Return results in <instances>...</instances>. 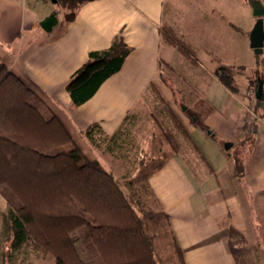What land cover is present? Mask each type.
<instances>
[{
	"label": "crops",
	"instance_id": "0c3cea01",
	"mask_svg": "<svg viewBox=\"0 0 264 264\" xmlns=\"http://www.w3.org/2000/svg\"><path fill=\"white\" fill-rule=\"evenodd\" d=\"M50 12L44 0H0L2 63L50 108L83 155L100 164L101 151L79 132L95 123L103 135L127 131L139 101L156 99L154 86L190 140L177 138L180 151L147 179L169 216L184 264H235L227 245L230 228L245 237L250 264H264V117L245 135L240 94L246 85L235 82L231 93L216 77L219 65L238 67L252 50L256 19L247 0H90L72 21L55 18L46 32L41 24ZM166 31L193 55L175 49ZM119 35L131 48L121 69L73 107L65 90L70 76L90 51L107 48ZM177 96L190 101L187 108L202 110L203 123L173 110L170 102ZM242 141L243 173L236 176L225 152ZM5 210L0 196V229ZM30 264L52 263L41 257Z\"/></svg>",
	"mask_w": 264,
	"mask_h": 264
},
{
	"label": "trees",
	"instance_id": "16d2710c",
	"mask_svg": "<svg viewBox=\"0 0 264 264\" xmlns=\"http://www.w3.org/2000/svg\"><path fill=\"white\" fill-rule=\"evenodd\" d=\"M87 1L58 0L67 11L64 21H72ZM165 33L175 49L193 55L174 34ZM130 52L121 35L107 48L90 51L66 83L71 105L79 107L91 99L121 69ZM255 58L256 71L247 89L255 95L258 81L263 82L260 99L254 96L253 100L254 112L261 118L264 56ZM238 69L222 64L217 68V80L231 93L236 92ZM151 91L173 130L190 143L164 98L154 86ZM161 125L157 122L167 148L153 147L158 150L156 160H140L135 177L121 181L83 155L50 108L0 59V196L6 203L0 242L7 244L0 264H26L30 255L34 260L49 257L52 264H184L169 216L159 208L147 184L148 177L181 149L177 137L162 131ZM79 133L91 146L99 150L105 146L109 154L124 143L121 130L103 135L96 123ZM245 153L244 141L237 150L225 152L236 176L243 173ZM227 245L235 264H250L246 240L239 231L229 229Z\"/></svg>",
	"mask_w": 264,
	"mask_h": 264
},
{
	"label": "rangeland",
	"instance_id": "374dc122",
	"mask_svg": "<svg viewBox=\"0 0 264 264\" xmlns=\"http://www.w3.org/2000/svg\"><path fill=\"white\" fill-rule=\"evenodd\" d=\"M44 2L51 8L50 13L54 15L55 18H58L60 21L64 20L63 15L67 11L58 4V0H55V2L44 0ZM262 55L264 56V46ZM238 62L242 65L238 66L241 69L235 70V82L246 85L245 89H247L248 83L253 79L256 71V58L252 50L249 49L248 58L247 55L246 57L242 55ZM234 63H236L235 60ZM175 98L173 102H170L171 105L175 107L173 110L183 114L184 117L189 120H195L199 117V123H203L205 116L200 108H195L193 106L187 108L186 103H189V100L182 99L179 96ZM131 114H133V120H131V122L128 121L124 127V130L126 129L127 131H124V135L122 133L121 136L122 141H124V143L120 144L122 148L115 149L112 154H109L105 151V146H102L100 149L101 152H99L101 164L121 181H127L135 177L140 168V160L149 163L153 160L155 161L158 156V150L167 148L162 134L159 132L160 127L157 126V122L162 124V131H168L181 139L179 133L173 130L169 116L166 115L165 110L154 97L142 98ZM155 146L158 147V150L155 149V151H153V147ZM6 248L7 244L0 242V262L2 260V252ZM32 256L33 255L27 257L28 260L26 264H30L31 261H34Z\"/></svg>",
	"mask_w": 264,
	"mask_h": 264
},
{
	"label": "water",
	"instance_id": "95a60500",
	"mask_svg": "<svg viewBox=\"0 0 264 264\" xmlns=\"http://www.w3.org/2000/svg\"><path fill=\"white\" fill-rule=\"evenodd\" d=\"M55 2V0H51ZM248 6L251 10L252 17L256 19L254 26L249 34V46L254 55H261L263 53L264 46V5L259 0H248ZM54 15L50 16L41 24V28L49 32L51 27L55 24ZM263 88V82L258 81L257 90L255 92V98L260 99ZM230 144H225L224 149L228 150Z\"/></svg>",
	"mask_w": 264,
	"mask_h": 264
},
{
	"label": "built area",
	"instance_id": "2783aa9c",
	"mask_svg": "<svg viewBox=\"0 0 264 264\" xmlns=\"http://www.w3.org/2000/svg\"><path fill=\"white\" fill-rule=\"evenodd\" d=\"M240 95L245 101V103L242 104V109L240 112V118L243 124V132L245 135H250L253 128V123L259 119L254 112V95L250 90L247 89H243Z\"/></svg>",
	"mask_w": 264,
	"mask_h": 264
}]
</instances>
